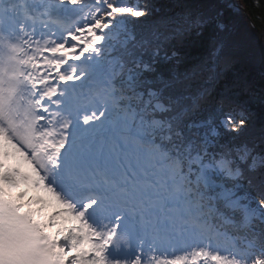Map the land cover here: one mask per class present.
I'll list each match as a JSON object with an SVG mask.
<instances>
[{
  "label": "snow or ice",
  "instance_id": "snow-or-ice-1",
  "mask_svg": "<svg viewBox=\"0 0 264 264\" xmlns=\"http://www.w3.org/2000/svg\"><path fill=\"white\" fill-rule=\"evenodd\" d=\"M179 8L0 0V156L59 206L0 172V264H264V126L219 87L221 13Z\"/></svg>",
  "mask_w": 264,
  "mask_h": 264
},
{
  "label": "trees",
  "instance_id": "trees-1",
  "mask_svg": "<svg viewBox=\"0 0 264 264\" xmlns=\"http://www.w3.org/2000/svg\"><path fill=\"white\" fill-rule=\"evenodd\" d=\"M152 6V13L143 20L158 24L180 11V4H193L215 15L227 25L231 62L222 70L220 88L233 89L252 114L257 133L264 126V0H140ZM206 6V7H205ZM239 6V8H237ZM212 30L206 33L210 37ZM201 49H193L192 55Z\"/></svg>",
  "mask_w": 264,
  "mask_h": 264
},
{
  "label": "rangeland",
  "instance_id": "rangeland-1",
  "mask_svg": "<svg viewBox=\"0 0 264 264\" xmlns=\"http://www.w3.org/2000/svg\"><path fill=\"white\" fill-rule=\"evenodd\" d=\"M5 151H7L9 155L0 156V159H2L4 163V168L0 169V172L18 167L19 169L23 168L30 175L32 174L28 180H18L15 188H11L7 184L6 187H9V191L18 196L20 200L27 201L30 207L34 209H40L43 207L44 215L46 217L51 216L59 206L52 198L51 193L35 186V174L31 164H29L27 160H24L20 154L16 153L10 146L6 145Z\"/></svg>",
  "mask_w": 264,
  "mask_h": 264
},
{
  "label": "bare ground",
  "instance_id": "bare-ground-1",
  "mask_svg": "<svg viewBox=\"0 0 264 264\" xmlns=\"http://www.w3.org/2000/svg\"><path fill=\"white\" fill-rule=\"evenodd\" d=\"M6 186V185H5ZM18 201H21V202H23L24 204H26L27 206H29L28 205V202L27 201H25V200H20V198L18 197V196H16L15 194H12ZM30 207V206H29ZM32 208V207H31ZM34 209V208H33Z\"/></svg>",
  "mask_w": 264,
  "mask_h": 264
}]
</instances>
